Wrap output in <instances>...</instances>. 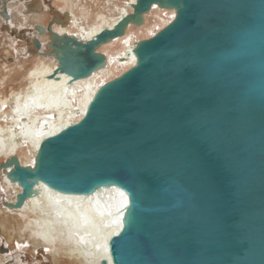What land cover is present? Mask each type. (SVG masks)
<instances>
[{"label":"water","instance_id":"95a60500","mask_svg":"<svg viewBox=\"0 0 264 264\" xmlns=\"http://www.w3.org/2000/svg\"><path fill=\"white\" fill-rule=\"evenodd\" d=\"M154 4L175 18L136 44V64L78 123L45 137L33 167L1 164L22 188L13 206L39 184L70 196L121 190L111 264H264V0H137L87 43L51 33L55 71L72 82L104 68L96 49Z\"/></svg>","mask_w":264,"mask_h":264},{"label":"bare ground","instance_id":"6f19581e","mask_svg":"<svg viewBox=\"0 0 264 264\" xmlns=\"http://www.w3.org/2000/svg\"><path fill=\"white\" fill-rule=\"evenodd\" d=\"M136 1L0 0V167L13 157L33 167L40 142L78 123L99 88L136 64V44L163 30L175 11L152 5L142 25L129 24L123 36L96 49L105 56L104 68L72 82L55 71L50 34L87 43L133 14ZM11 170L0 169V264H111L108 241L120 229L123 191L70 196L39 184L36 195L17 208L22 188L8 179Z\"/></svg>","mask_w":264,"mask_h":264},{"label":"rangeland","instance_id":"374dc122","mask_svg":"<svg viewBox=\"0 0 264 264\" xmlns=\"http://www.w3.org/2000/svg\"><path fill=\"white\" fill-rule=\"evenodd\" d=\"M3 9H1V11H2ZM25 10V9H24ZM15 31H18V30H15ZM23 34V37H26V34L25 33H22ZM14 36V35H13ZM20 39H22V38H20Z\"/></svg>","mask_w":264,"mask_h":264}]
</instances>
